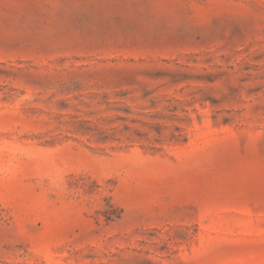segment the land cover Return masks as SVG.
I'll use <instances>...</instances> for the list:
<instances>
[{
  "label": "rangeland",
  "instance_id": "obj_1",
  "mask_svg": "<svg viewBox=\"0 0 264 264\" xmlns=\"http://www.w3.org/2000/svg\"><path fill=\"white\" fill-rule=\"evenodd\" d=\"M0 264H264V0H0Z\"/></svg>",
  "mask_w": 264,
  "mask_h": 264
}]
</instances>
